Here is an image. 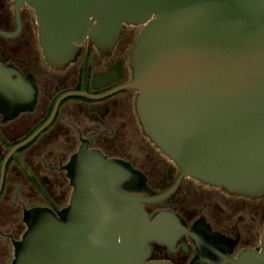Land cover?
<instances>
[{"label": "water", "instance_id": "water-1", "mask_svg": "<svg viewBox=\"0 0 264 264\" xmlns=\"http://www.w3.org/2000/svg\"><path fill=\"white\" fill-rule=\"evenodd\" d=\"M25 2L35 8L41 45L55 65L74 59L89 33L105 48L123 22L145 23L126 86L139 90L145 132L181 172L153 195L131 164L82 147L66 166L75 187L70 203L25 211L28 229L16 243L14 264H173L145 260L150 242L170 236L179 215L150 216L143 202L170 194L186 174L232 193L264 195V0H16L17 28L0 33L19 31ZM17 72L0 58V95L17 93L22 109L35 97L19 73L15 84ZM9 105L0 101V108ZM51 118L7 152L0 192L10 157ZM230 261L264 264V236L261 247Z\"/></svg>", "mask_w": 264, "mask_h": 264}, {"label": "flooded vegetation", "instance_id": "flooded-vegetation-1", "mask_svg": "<svg viewBox=\"0 0 264 264\" xmlns=\"http://www.w3.org/2000/svg\"><path fill=\"white\" fill-rule=\"evenodd\" d=\"M16 0H0V30L17 28ZM21 28L0 33V58L26 81L31 106L19 109L17 93L1 96L0 175L3 159L16 144L55 115L31 141L10 157L0 192V264H14L16 243L28 229L25 211L37 206L63 209L74 185L66 166L80 149L100 150L142 172L150 194L169 189L180 166L145 132L137 109L132 52L145 23L123 22L116 41L102 48L89 33L78 54L63 65L51 64L40 42L35 8H20ZM19 73V74H18ZM86 92L87 94H81ZM152 216L175 212L180 224L165 239L150 242L148 261L173 264H231L242 252L262 246L264 195L232 193L223 186L184 175L170 194L143 202ZM56 207V208H55Z\"/></svg>", "mask_w": 264, "mask_h": 264}]
</instances>
